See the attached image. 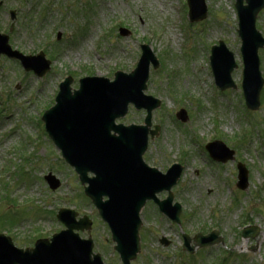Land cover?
Masks as SVG:
<instances>
[{"label":"rangeland","instance_id":"rangeland-1","mask_svg":"<svg viewBox=\"0 0 264 264\" xmlns=\"http://www.w3.org/2000/svg\"><path fill=\"white\" fill-rule=\"evenodd\" d=\"M0 1V32L7 34L8 12H16L12 49L24 55L42 51L51 63L50 72L38 79L18 62L0 60V233L17 248L33 247L36 239L63 230L54 215L60 208L71 209L92 220L91 230L79 233L80 238L93 240V251L104 264H121L107 227L90 201L80 196L76 174L46 138L41 116L53 105L64 77L71 75L77 88L78 79L87 75L112 79L116 71L128 73L136 66L140 44H146L160 68L156 72L150 67L144 93L161 106L152 113V127L158 126L159 133L148 140L143 161L161 173L173 163L182 165L172 189L181 223L173 225L147 203L140 214V253L132 264H264V85L258 111L246 114L234 0H206L207 19L194 25L186 16V0ZM120 27L131 35L120 37ZM255 27L264 36V9ZM218 41L237 65L232 73L237 88L223 93L214 85L208 59ZM258 56L264 79V51ZM179 109L188 114L184 124L174 119ZM144 116L130 107L120 122L140 125ZM244 132L251 135L236 150V139ZM219 140L234 151V161L224 166L212 162L205 151L206 144ZM236 163L249 173L248 189L241 194L235 187ZM48 173L60 183L55 191L43 179ZM157 197L163 199L166 193ZM250 220L260 234L243 240L242 225ZM212 230L223 245L190 255L181 251L182 234L193 237ZM160 237L169 241L167 248L160 245ZM251 246L252 253H241Z\"/></svg>","mask_w":264,"mask_h":264},{"label":"water","instance_id":"water-1","mask_svg":"<svg viewBox=\"0 0 264 264\" xmlns=\"http://www.w3.org/2000/svg\"><path fill=\"white\" fill-rule=\"evenodd\" d=\"M243 2L246 6H243ZM188 3L192 22L206 17L204 0H188ZM263 6L264 0H236L244 64L242 88L250 109L258 107V96L263 84L258 70L257 50L264 48V39L254 30L256 16ZM11 18H14V13H11ZM122 35L127 33L123 31ZM7 42L8 37L0 35V55L20 60L25 70H32L38 78L48 72L49 63L42 54L34 58L22 57L11 51ZM142 50L143 56L137 69L130 75L117 73L113 83L105 79H84L80 81V89L71 93V79H67L60 86L56 106L46 112L42 119L49 137L65 161L79 174L81 184H88L85 194L108 224L112 240L116 243L114 249L123 264H130L139 251V212L146 201L153 200L174 223H178L180 213L178 205L171 207L173 198L169 192L179 178L180 167H173L162 178L156 171L146 168L141 161L147 144L150 113L159 106L158 101L142 95L146 89L149 63L157 67L149 49L143 47ZM211 63L217 86L221 90L233 88L230 74L236 66L233 56L222 44L213 49ZM130 103L137 109L147 110L146 127L124 128L114 125L116 119L126 114ZM179 117L182 121L186 120L184 114ZM218 146V143L208 146L215 160L226 162L232 159V152L220 154L216 150ZM87 173L95 177L88 179ZM238 178V188L246 189L247 173L241 166ZM45 180L51 189L57 188L58 183L51 176L48 175ZM164 190L169 196L166 201L158 202L155 194ZM103 197L108 200L103 201ZM75 217L72 211L61 210L58 220L67 230L54 236L51 244L38 241L34 250H16L8 238L0 235V264H102L99 256L92 255L91 241H81L73 234L75 230H88L90 222L85 218L75 222ZM218 242L215 232L195 238V243L200 247ZM188 245L189 240L185 237L184 249L191 251Z\"/></svg>","mask_w":264,"mask_h":264}]
</instances>
